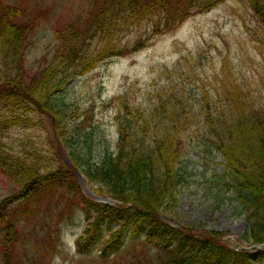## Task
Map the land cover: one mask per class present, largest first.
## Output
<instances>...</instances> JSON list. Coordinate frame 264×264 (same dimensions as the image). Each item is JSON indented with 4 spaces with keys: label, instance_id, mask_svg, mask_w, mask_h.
<instances>
[{
    "label": "trees",
    "instance_id": "1",
    "mask_svg": "<svg viewBox=\"0 0 264 264\" xmlns=\"http://www.w3.org/2000/svg\"><path fill=\"white\" fill-rule=\"evenodd\" d=\"M230 1L253 51L261 56L257 63L249 52L245 65H237L231 45L221 39L219 44L226 47L219 51L213 73L193 65L190 54L165 68L159 89L125 87L108 101L115 110V148H106L96 161L95 128L90 133L92 125L84 127L85 117L79 113L74 123L77 112L75 99L68 95L69 81L100 61L139 52L192 12ZM48 3L57 6L56 1L0 0V174L16 183L0 211L20 197L48 196L58 186L80 195L78 183L57 155L34 142L35 133L28 135L48 125L94 190L119 201L112 207L75 197L96 212L87 237L78 243L82 252L93 248L107 221L106 225H120L102 240L100 256H115L120 264H264V249L235 250L214 230L194 235L165 225L161 216L168 206L177 205L188 183L190 153H196L205 172L210 171L206 179L213 184L210 189L217 190L215 196L235 204V211L246 218L243 240L264 244V0H89L92 5L80 18L53 28L57 45L52 55L30 67L28 52L39 30H45L43 7ZM201 57L208 63V57ZM214 57L211 53L210 60ZM190 71L193 85L188 82ZM218 164L223 171H217ZM14 219V213L0 216L1 264H17V233L8 224ZM59 226L52 223L55 230ZM129 227L137 238L145 235L141 247L151 245L152 257L139 254L134 245L124 247L125 252L120 249Z\"/></svg>",
    "mask_w": 264,
    "mask_h": 264
},
{
    "label": "rangeland",
    "instance_id": "2",
    "mask_svg": "<svg viewBox=\"0 0 264 264\" xmlns=\"http://www.w3.org/2000/svg\"><path fill=\"white\" fill-rule=\"evenodd\" d=\"M55 1L57 2L55 8L53 3L43 7L45 30H39L35 44L31 42L29 58L27 57V65L30 67L39 65L45 59V55L51 56L56 49L57 40L53 34L55 22L58 20L61 23L71 22L75 18H80L81 14L92 5L89 0H46V2ZM235 7L230 1L209 11L193 12L194 14L182 24L163 32L139 52L118 57L109 63L100 61L99 66L79 82L76 81L69 86L71 91L68 95H72L76 100L73 102L77 112L73 116L74 123L81 114L85 117L83 126L92 125L88 128L90 133L95 128L93 157L96 161L101 159L106 148L111 150L115 148L117 140L116 125L113 121L115 113L108 107V101L119 95L125 87L134 85L136 90L142 89L144 92L149 90L147 86L153 91L159 89V85L164 82L162 76L165 68L173 65L182 56L190 54H194L193 65L204 66L208 73H213V68L218 65L220 52L226 47L219 44L221 39L231 45L232 56L237 65H245L247 57L245 55L249 52L252 54L254 64L257 63L261 56L253 51V43L242 27V19L233 13ZM199 50L201 55L198 53ZM211 53L215 54L213 60H210ZM202 55L208 57V63L203 61ZM247 66H251L250 59L247 60ZM188 74V82L193 85L191 71ZM140 96L138 93L135 98L139 100ZM34 131L32 130L28 135L33 137L35 133L34 142L42 146L44 151L57 155L58 160L68 169L70 179L78 183L81 196L91 201H97L102 197L96 193L83 169L72 160L68 147L60 142L48 125L36 130L37 132ZM200 159L198 154L190 153L188 183L180 190L177 205L168 206L162 211L164 224L176 230L186 229L194 235H200V230L203 229L210 232L214 230L215 234L221 235L234 249L250 252L255 248L263 250V245L254 246L243 240L247 225L246 218L235 211V204L227 200L221 201L223 200L221 197L215 196L217 190L210 189L213 184L206 179L210 171L205 172L207 170L201 165ZM221 160L219 158V161ZM216 169L223 171L220 164L216 165ZM58 187L48 191V196L31 194L20 197L8 203L6 205L8 209H1L0 216L14 213L15 219L8 224H12V229L17 233L14 243L18 257L17 264H120L115 256L103 258L99 255L101 247L100 249L98 247L102 245L101 239H96L94 248L91 247L85 254L76 250V237L85 224L92 221L94 214L78 209L75 197L80 195L68 191L66 187ZM14 191L12 185L0 176V208L1 205L5 206V200ZM109 200L111 205L117 204L116 201ZM69 212L73 215V223L69 222ZM55 222L60 225V231L52 227V223ZM115 227L116 224H113L109 229V225L105 224L103 236H108L110 230L116 229ZM8 241V245L11 246V237ZM132 242L139 254L146 253V256L152 257V253H155L151 245L141 247V243L145 242L144 235L128 244L131 245ZM124 247L127 246L125 244L120 246L123 252L126 250ZM125 261L131 263L128 256H125Z\"/></svg>",
    "mask_w": 264,
    "mask_h": 264
}]
</instances>
